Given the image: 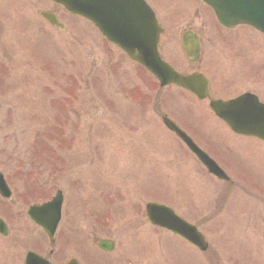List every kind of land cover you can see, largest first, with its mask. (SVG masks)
Instances as JSON below:
<instances>
[{"label":"rangeland","instance_id":"rangeland-1","mask_svg":"<svg viewBox=\"0 0 264 264\" xmlns=\"http://www.w3.org/2000/svg\"><path fill=\"white\" fill-rule=\"evenodd\" d=\"M151 3L173 35L163 46L166 59L178 66L183 56L180 33L199 27L211 43L204 68L206 60L218 57L208 62L218 93L253 89L264 100L263 36L253 38L244 31V40L254 39L257 48L242 45L234 59V46L219 42L234 40L232 33L211 30L209 24L213 29L217 23L200 0ZM48 4L0 0V171L14 192L11 199L0 196V217L9 228L7 237L0 235V264H23L29 249L48 255L52 248L50 258L56 261L63 245H70L69 236L96 247L93 238L108 236L116 255L126 240L112 235L118 229L111 225L114 218L106 219L104 212L111 213L105 207L113 199L106 200L105 193L134 200L140 213L121 215L120 220L140 223L141 232L133 238L142 245L137 249L157 253L147 263L129 255L124 264H197L205 257L210 264H264V144L231 134L206 107L178 89L158 94L155 78L122 51L109 48L90 24L73 30L77 20L61 14L66 31L52 27L39 15L53 9ZM173 13L176 17L169 19ZM161 112L203 138L207 145L201 146L232 180L210 176L163 126ZM57 188L66 200L64 221L73 203L76 220L64 232L61 226L50 245L42 229L13 210L20 206L25 214L29 203L51 197ZM153 200L169 203L200 224L211 246L205 256L150 225L145 205ZM93 210L98 218L91 229L87 221ZM103 255L110 262L115 257Z\"/></svg>","mask_w":264,"mask_h":264},{"label":"water","instance_id":"water-1","mask_svg":"<svg viewBox=\"0 0 264 264\" xmlns=\"http://www.w3.org/2000/svg\"><path fill=\"white\" fill-rule=\"evenodd\" d=\"M56 1L63 3L74 12L88 16L96 21L104 34L109 35L110 38L119 43L133 59L145 64L146 67L159 78L161 86L176 84L189 90L200 100L208 99L215 114L222 118L234 131L244 135H253L264 140V105L260 104L257 99L258 103L254 100V104L252 101H245L244 97L231 101L216 100L210 95L208 81L203 74L178 73L161 60L156 45L162 29L153 12L143 5L144 2L142 0H118L121 4L127 1L133 2L138 14H140V12L142 13L141 23L135 25L133 29L132 26L130 27L132 24L130 23L128 29L119 33L121 36L110 35L109 29L102 22H99L97 17L87 11L90 0ZM204 1L214 9L218 19L224 24L230 26L234 23H247L264 32V0ZM124 15L129 21L133 17L132 14L127 11ZM134 32L138 35L135 36ZM245 105L248 106L246 107ZM258 109L263 110V112ZM164 122L170 130L174 131L184 140L211 173L220 178H227L216 162L203 152L170 119L164 118ZM4 188H6V185L0 173V190ZM60 202L61 193L58 192L53 201L46 203L42 207L49 208L48 211L53 221L49 228L46 227L49 235H52L55 231L59 219V215L57 218L55 212L58 211V207L61 205ZM42 208L37 210L41 212L43 210ZM146 212L151 222L173 229L177 233H181L190 239L197 246L201 247V249H206L207 243L204 241L202 234L198 233L194 226L186 223V221L174 213L170 208L156 203H149ZM39 219L40 218H38V220ZM31 256L32 255L27 258L26 264H36V259ZM42 263L53 264L48 260H43Z\"/></svg>","mask_w":264,"mask_h":264},{"label":"flooded vegetation","instance_id":"flooded-vegetation-1","mask_svg":"<svg viewBox=\"0 0 264 264\" xmlns=\"http://www.w3.org/2000/svg\"><path fill=\"white\" fill-rule=\"evenodd\" d=\"M48 2L54 7V9L59 8L60 9L59 11L64 10L60 5H57L53 2H51L50 0ZM52 12H54V11H52ZM247 92H249V90L244 89L243 91H238L235 95H239V94H243V93H247ZM193 135L196 138H198L195 134H193ZM198 143L204 144L205 141L203 140V138H198ZM106 211H109L111 213V216H110L108 214V212H104L105 214L107 213L106 219H108L110 221V219L114 218L113 221L112 220L110 221L111 225L116 226V228L118 229V231H116L115 233L113 232L116 236L111 232V230H109L108 233L111 232L116 240L117 239L118 240H126V242L121 243L120 252H118V250H116V255H115V253H113L114 248H115V242H114V244H112V249L109 251H106V250L100 249L98 246L96 247L93 244L89 246L88 243L82 237L69 236V238H68L69 240H67V241L70 242V245H63V248H61L59 253H58V255H61V256L56 257V261L55 260L54 261L58 264H64V263L71 261L72 259H76L79 262V264H124V262H123L124 258L126 256L133 255L132 258H136V256H139V259L145 260V262L147 263L148 262L147 259L153 258L154 255L157 256V253L156 254H147L148 249L146 251H139V249H137L139 246H142V245H138V243L135 242L133 240V238L136 237L141 232L142 228L139 227L140 223H138L135 220L129 221V222H121V220H120L121 215L132 216L135 214V212L140 213V210L137 209L136 205H126V206H124V208H122V211H120V212L110 211L109 209H107ZM87 222L90 224V228L92 229L94 227L93 220L88 217ZM65 225L73 228L72 220L66 224L64 222L61 225H59L58 230H60L61 226H63V232H64ZM150 225H152V224H150ZM195 225H197L199 229L201 228V226L198 222H196ZM152 227L159 229V230H163V228L157 227L155 225H152ZM71 231H74V230L71 229ZM168 232H170V231H168ZM202 232L204 233V231H202ZM170 233L173 234L172 232H170ZM173 235H175V234H173ZM175 236H177V235H175ZM177 237L179 239L183 240L181 237H179V236H177ZM101 239H108V240L112 241V239H110L108 236H106V237H100V238H93V242H95V240L98 242ZM87 241L89 242L88 239H87ZM146 241H147V239H146ZM183 241L186 242L187 244H189L187 241H185V240H183ZM189 245L192 246L198 254L201 253L203 256H205V254L211 248L209 241H208V245H207L208 248L206 250H203V249L200 250L199 248H197L191 244H189ZM51 251L52 250L49 249V252H51ZM67 251H69L70 254ZM53 253H54V249H53ZM103 254H107V255L113 254L115 257H113V260L110 262V261L105 259ZM216 256H217L218 260H220V256H218V255H216ZM130 262L131 261H129V263ZM197 264H210V260L206 259V257H205V259L202 258L201 263H197Z\"/></svg>","mask_w":264,"mask_h":264}]
</instances>
